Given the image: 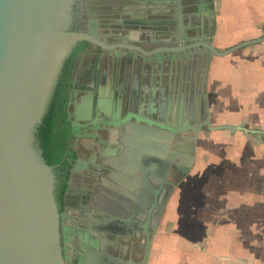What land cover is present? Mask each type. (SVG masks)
<instances>
[{
    "label": "flooded vegetation",
    "instance_id": "obj_1",
    "mask_svg": "<svg viewBox=\"0 0 264 264\" xmlns=\"http://www.w3.org/2000/svg\"><path fill=\"white\" fill-rule=\"evenodd\" d=\"M215 2L79 0L73 6V29L88 38L73 45L51 96L57 137L67 141L62 160L53 166L55 196L60 213L68 209L65 226L71 229L77 223L83 228L82 240L69 247L72 264L90 262L93 250L103 258L98 261L96 255L95 264H144L152 241L149 264L154 224L160 210L162 218L175 186L162 187L160 172L156 180L149 178L152 185L144 180L150 167L145 153L150 149L161 154V145L177 152L181 134L173 129L182 128L180 107L183 102L184 111L195 106V92L205 89L208 55L201 56L196 44L212 35ZM72 120L78 122L76 133ZM170 135L168 144L163 138ZM155 136L160 139L153 140ZM149 140L159 147L151 148L145 143ZM104 142L122 146L119 152L132 159L130 166L124 171L115 167L112 173L83 169L72 180L75 150L85 155L106 151ZM157 190L161 208L153 207ZM63 240L66 247L64 236Z\"/></svg>",
    "mask_w": 264,
    "mask_h": 264
},
{
    "label": "water",
    "instance_id": "obj_2",
    "mask_svg": "<svg viewBox=\"0 0 264 264\" xmlns=\"http://www.w3.org/2000/svg\"><path fill=\"white\" fill-rule=\"evenodd\" d=\"M78 1L0 0V264H72L69 247L72 241L82 240L81 225L76 223V227L71 229L65 226L68 209L60 213L55 196L53 167L45 162L36 138L37 128L46 114L64 60L74 44L88 38L79 29H73V6ZM214 4L216 6V2ZM214 24L211 37L201 39L196 44L201 56L208 55L205 89L200 87L195 92L196 105L191 104L188 111H184V102L181 105L179 113L182 128H170L173 133L179 131L181 134L177 136L180 140L177 152H169V145H161L163 153L150 149L145 153L144 162H149L150 167H146L147 176H144V180L150 185L149 178L156 180L159 172L162 174V187L166 184L176 186L186 179L194 162L201 133L218 130L254 132L248 127L212 124L209 71L214 57L227 56L264 42V35L221 50L214 45L216 18ZM100 108L101 112L105 110ZM133 117L137 121L141 120L137 115ZM76 118L81 121L79 114ZM76 125L77 120H72L74 133ZM109 125L114 126L112 123ZM155 133L158 134L157 131ZM172 137L170 135L167 140L163 138V141L170 144ZM158 139L153 137V140ZM126 140L122 138L125 144ZM135 140L142 141L137 137ZM153 140L145 143L151 148L159 147L160 144L153 143ZM104 145L107 146L106 151L100 149L89 155L75 150L78 159L72 169V180L83 169L92 172L98 167L112 173L115 167L124 171L130 166L132 159L119 152L122 146L117 149L112 143L104 142ZM182 152L185 162L178 165L174 160L182 156ZM176 170L179 174L174 182L171 177L174 178ZM159 193L160 190H157L153 207L161 208L158 205ZM161 212L157 215L153 233L158 228ZM68 231H71V236ZM63 236L66 247L63 246ZM151 242L144 264L148 262ZM90 254L91 259L87 264H95L93 260L96 261V255L98 261L103 259L97 251L93 250ZM101 264L106 263L102 261Z\"/></svg>",
    "mask_w": 264,
    "mask_h": 264
},
{
    "label": "crops",
    "instance_id": "obj_3",
    "mask_svg": "<svg viewBox=\"0 0 264 264\" xmlns=\"http://www.w3.org/2000/svg\"><path fill=\"white\" fill-rule=\"evenodd\" d=\"M216 21L218 49L260 38L264 0H216ZM208 94L213 125L254 132L201 133L191 171L163 212L149 264H264V42L214 57Z\"/></svg>",
    "mask_w": 264,
    "mask_h": 264
},
{
    "label": "trees",
    "instance_id": "obj_4",
    "mask_svg": "<svg viewBox=\"0 0 264 264\" xmlns=\"http://www.w3.org/2000/svg\"><path fill=\"white\" fill-rule=\"evenodd\" d=\"M55 97H52L42 123L38 126L36 138L45 162L50 166L62 160L67 141L57 137L55 122Z\"/></svg>",
    "mask_w": 264,
    "mask_h": 264
},
{
    "label": "rangeland",
    "instance_id": "obj_5",
    "mask_svg": "<svg viewBox=\"0 0 264 264\" xmlns=\"http://www.w3.org/2000/svg\"><path fill=\"white\" fill-rule=\"evenodd\" d=\"M202 136H203V137H206L207 134H202ZM171 228H172V225L168 226L167 231L170 232V231H171V230H170ZM156 256H157V252H155V257H154V259L156 258ZM171 264H178V259H173L172 262H171Z\"/></svg>",
    "mask_w": 264,
    "mask_h": 264
}]
</instances>
